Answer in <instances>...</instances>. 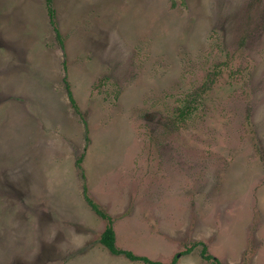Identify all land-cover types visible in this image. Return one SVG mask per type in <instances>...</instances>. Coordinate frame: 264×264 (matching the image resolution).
I'll return each instance as SVG.
<instances>
[{
  "label": "rangeland",
  "instance_id": "374dc122",
  "mask_svg": "<svg viewBox=\"0 0 264 264\" xmlns=\"http://www.w3.org/2000/svg\"><path fill=\"white\" fill-rule=\"evenodd\" d=\"M52 6L62 44L44 0H0V264H144L83 186L119 249L264 264V0Z\"/></svg>",
  "mask_w": 264,
  "mask_h": 264
},
{
  "label": "trees",
  "instance_id": "16d2710c",
  "mask_svg": "<svg viewBox=\"0 0 264 264\" xmlns=\"http://www.w3.org/2000/svg\"><path fill=\"white\" fill-rule=\"evenodd\" d=\"M44 3H45L47 15H48L49 25H50L52 31L54 32L56 39L59 40V42L62 44L61 36H60L59 31H58L56 22H55V10L52 6V0H44ZM215 72H213L212 75H209L208 79H213V77L217 73V72L216 73ZM64 82H65L67 99H68L69 103L71 104V106L76 110L77 114L80 115L65 78H64ZM190 113L191 112L189 111L188 107L179 108L178 112L176 113V116L179 118V120H184L187 116H189ZM83 125H84V130L86 133L85 139L87 141V125H86L85 121L83 122ZM80 160H81L80 158L77 160L76 165L81 170ZM82 188H83L82 189L83 198H84L85 202L87 203V205L100 218H102L103 220L106 221L105 227H104V229H103V231L100 234L99 239H98V242L104 248H106L112 255L123 256L124 258H126L130 261H140V262H143L144 264H163V263L158 262V261H152V260H150L144 256L135 255L133 252H131L129 250L119 249L116 246L115 231L113 228L111 217L109 215H107L102 209H100V207L87 195L85 186H83ZM197 246L201 247L200 248V257L202 258L203 261L207 262V264H220V261L217 258H215L214 256L210 255L207 252V248H206L205 244L202 242H196V243L191 244V246L189 248H187L183 253H189L190 251H192ZM177 258H178V255H175L169 264H176Z\"/></svg>",
  "mask_w": 264,
  "mask_h": 264
}]
</instances>
